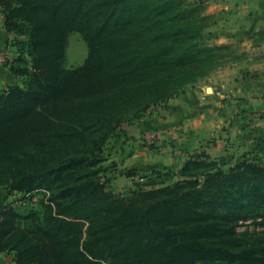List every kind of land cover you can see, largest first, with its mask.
<instances>
[{
    "label": "trees",
    "instance_id": "trees-1",
    "mask_svg": "<svg viewBox=\"0 0 264 264\" xmlns=\"http://www.w3.org/2000/svg\"><path fill=\"white\" fill-rule=\"evenodd\" d=\"M205 6L189 0H0L21 80L0 89V187L50 192L26 214L0 209V252L15 264H264V162L195 159L178 172L131 169L127 194L106 189L87 144L180 93L219 63ZM87 46L64 66L68 34ZM216 37V35H213ZM151 171L152 175H140ZM140 175V176H139ZM20 221H25L21 226ZM86 223L85 228L83 225Z\"/></svg>",
    "mask_w": 264,
    "mask_h": 264
},
{
    "label": "rangeland",
    "instance_id": "rangeland-1",
    "mask_svg": "<svg viewBox=\"0 0 264 264\" xmlns=\"http://www.w3.org/2000/svg\"><path fill=\"white\" fill-rule=\"evenodd\" d=\"M189 1H200L205 6L208 17L202 30L204 44L228 47L219 51V63L211 71L187 84L177 95L149 107L139 118L122 121L106 135L87 136L88 146L103 159L100 175L106 189L113 193L127 194L136 188V182L147 180L128 176L131 169L159 167L174 173L169 178L161 177L169 182L179 179L183 165L197 158L224 168L243 161L264 162V42L259 44L264 39L219 42L218 31L225 13L208 11V0ZM86 56L87 46L81 35L70 32L64 66H79ZM146 174L152 175L151 171L140 175ZM49 196L47 189L23 193L1 186L0 209L12 204L19 213L26 214L42 203L51 205ZM259 219L260 216L237 220V233L264 229L257 224ZM24 223L20 221L21 226ZM1 253L10 254L9 264H15L12 253Z\"/></svg>",
    "mask_w": 264,
    "mask_h": 264
},
{
    "label": "crops",
    "instance_id": "crops-1",
    "mask_svg": "<svg viewBox=\"0 0 264 264\" xmlns=\"http://www.w3.org/2000/svg\"><path fill=\"white\" fill-rule=\"evenodd\" d=\"M207 3L211 13H225L223 21L221 20L224 24L218 31L219 42L264 39V0H208ZM11 39L12 35L4 29L0 14V89L7 83L21 81L8 66L17 53L16 48L10 44ZM11 260L10 254L0 252V264H9Z\"/></svg>",
    "mask_w": 264,
    "mask_h": 264
}]
</instances>
